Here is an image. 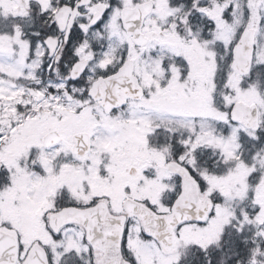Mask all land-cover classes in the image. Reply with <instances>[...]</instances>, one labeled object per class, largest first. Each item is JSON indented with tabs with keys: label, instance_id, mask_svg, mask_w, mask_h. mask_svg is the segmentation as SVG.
<instances>
[{
	"label": "snow or ice",
	"instance_id": "snow-or-ice-1",
	"mask_svg": "<svg viewBox=\"0 0 264 264\" xmlns=\"http://www.w3.org/2000/svg\"><path fill=\"white\" fill-rule=\"evenodd\" d=\"M0 264H264V0H0Z\"/></svg>",
	"mask_w": 264,
	"mask_h": 264
}]
</instances>
